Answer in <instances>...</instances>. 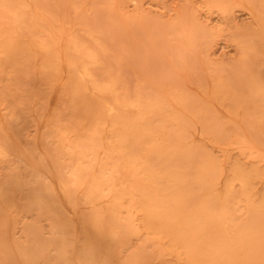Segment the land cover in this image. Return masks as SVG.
Instances as JSON below:
<instances>
[{
    "label": "rangeland",
    "instance_id": "obj_1",
    "mask_svg": "<svg viewBox=\"0 0 264 264\" xmlns=\"http://www.w3.org/2000/svg\"><path fill=\"white\" fill-rule=\"evenodd\" d=\"M140 1L139 9L128 0H40V4L54 15V25L65 34L67 45L72 37L80 38L99 53L102 62L93 67L99 77L111 73L121 87L119 90L127 88L132 100L142 90L145 98L160 103L161 117L158 119L151 114V126L159 142L158 153L148 154L149 159L156 160L159 172L178 178L195 172L197 179L203 177L206 182L195 188L194 199L200 203L225 197L234 168L242 166L254 174V203L261 205L264 199V92L249 94L244 101L236 102L228 99L229 93L221 98L211 93L210 96L216 76L208 62L214 65L240 62L236 38L253 29L260 16H264V0H220L219 4L230 5L231 13L224 12L218 4L212 6L209 0ZM76 5L78 9H74ZM139 12L143 18H138ZM128 18L137 20L133 23ZM34 55L28 70L30 76L43 61L40 53ZM243 69L240 67L238 71L248 70ZM0 70V120L13 123L38 161L37 173L32 176L27 169L28 161L18 155L1 160L0 180L6 181L16 172L22 173L25 184L17 191L20 208L13 216L16 236L23 243L30 240L37 245L41 254L37 264H49L56 257V251L50 245L53 236L48 214L27 209L25 190L32 183L42 185L44 182L62 196L61 179L55 176L58 167L61 168L59 176L68 178H76L79 168H87L90 174L84 176L81 193L85 197L94 188L102 189L99 193L102 197L96 201V208L102 209L112 199L113 193L108 196L109 184L104 173L111 174L115 158L109 156L104 144L95 148L93 143H84V136L80 138L76 131L69 132L64 140L57 119L62 120V125L68 122L67 103L61 104L56 121L51 113L58 102L63 78L52 90L51 81L44 73L33 80L25 75L21 83L26 90L12 96L7 81L4 83L8 79L3 76L7 69L1 65ZM248 76L252 81L257 78L264 81L263 59ZM163 142L165 146L160 145ZM77 146L80 151L75 149ZM150 146V143L146 145ZM178 183V180L166 179L164 192L169 193L173 190L169 188ZM140 194L139 189H135L124 200L123 222L130 224L132 231L136 228L139 232L118 248L116 262L121 264H126L132 254L148 246L149 230L145 211L138 202ZM61 199L66 214L63 221L66 225L65 260L76 264L84 243V228L78 223L80 214L90 213L93 206L84 203L77 214L63 197ZM70 224L72 227L68 226ZM255 235L260 243L252 264H264V216L258 221ZM167 258L175 259L173 255Z\"/></svg>",
    "mask_w": 264,
    "mask_h": 264
},
{
    "label": "bare ground",
    "instance_id": "obj_2",
    "mask_svg": "<svg viewBox=\"0 0 264 264\" xmlns=\"http://www.w3.org/2000/svg\"><path fill=\"white\" fill-rule=\"evenodd\" d=\"M129 1L139 9L140 0ZM209 1L212 6L218 4L224 12L232 11L230 5L219 4L220 0ZM76 6L74 9H78ZM142 16L139 12L138 18ZM128 20L134 23L137 19ZM54 23V15L42 7L40 0H0V66L6 67L3 76L8 78L4 83L7 81V88L14 96L26 90L21 83L25 75L34 79L44 73L51 81L52 90L63 78L57 94L58 102L51 113L56 121L61 104L67 103L68 122L62 125V120L57 119L64 140L69 132L76 131L80 138L84 136V143H93L95 148L104 144L115 162L111 174L106 176L104 173L109 184L108 196L113 195L102 209L96 208L102 189L94 188L85 197L81 193L84 176L90 174L87 168H79L76 178H68L59 176L61 168L58 167L55 176L61 179L62 196L44 182L42 185L32 183L25 190L27 209L48 214L53 236L50 245L56 251V257L48 263L73 264L65 260L63 197L77 214L84 203L93 206L90 213L80 214L78 223L84 228V243L76 264H121L116 262L118 248L139 232L136 228L132 231L131 225L123 222L122 208L127 196L139 189L138 202L145 211L149 230L148 246L138 254H132L126 264H169L173 261L176 264H252L260 243L255 233L258 221L264 216V199L261 205L254 203V174L236 166L225 197L196 203L195 188L206 182L203 177L197 179L195 172L179 178L162 174L155 166L156 160L148 157L151 152L158 153L159 142L151 121L152 115L158 119L161 117L160 103L145 98L142 90L132 100L127 88L119 90L121 87L111 73L99 77L93 69L102 62L99 53L80 38L72 37L67 45L65 34ZM236 43L241 52L237 65L208 62L209 69L216 76L214 89L209 95L221 98L229 93L228 99L232 102L244 101L249 94L264 92V81L258 78L252 81L248 76L251 69L257 68L260 59L264 60V16H260L253 29L240 34ZM38 53L43 61L30 76L28 70L34 54ZM240 67L248 70L240 73ZM41 81L46 85L45 78ZM35 94L40 95L39 92ZM174 134L177 135L178 131ZM148 143L151 144L149 148L146 147ZM160 145L165 146L164 142ZM78 147L75 149L80 151ZM14 154L28 161L27 169L32 176L37 173L38 161L31 146L26 145L23 135L13 128L12 122L0 120V161L9 160ZM166 179L179 181L169 188L173 189L169 193L163 190ZM24 184L20 172L6 181L0 180V264H37L41 257L34 242L23 243L16 236L13 216L20 208L17 191ZM68 226L72 227L71 224ZM168 255L175 259L169 260ZM16 257L19 260H14Z\"/></svg>",
    "mask_w": 264,
    "mask_h": 264
}]
</instances>
